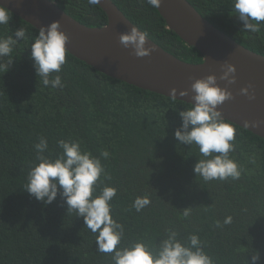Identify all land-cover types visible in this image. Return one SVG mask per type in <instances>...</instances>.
Instances as JSON below:
<instances>
[{"label":"trees","instance_id":"trees-1","mask_svg":"<svg viewBox=\"0 0 264 264\" xmlns=\"http://www.w3.org/2000/svg\"><path fill=\"white\" fill-rule=\"evenodd\" d=\"M50 1L87 27L108 23L104 11L87 0ZM111 1L166 52L189 64L203 62L145 0ZM187 1L218 30L264 56V26L258 34L241 30L232 0ZM19 28L29 39L14 47L9 71L0 72V264H111V254L97 252L96 236L82 217L67 213L59 194L45 205L24 189L41 135L49 144L45 155L52 157L61 151L59 139L79 140L98 157L109 151L110 158L101 160L112 179L104 183L118 189L111 203L113 218L125 226L124 244L158 243L164 229L173 228L183 239L198 234L216 264H247L257 250V264H264V139L233 124L235 150L229 155L242 175L236 181L205 182L193 170L198 148L181 145L174 136L182 124L179 112L189 104L111 79L68 52L59 73L66 87L45 88L31 58L38 30L12 14L9 25H0V36ZM144 194L151 204L139 213L128 211ZM228 216L230 224L215 227Z\"/></svg>","mask_w":264,"mask_h":264},{"label":"clouds","instance_id":"clouds-1","mask_svg":"<svg viewBox=\"0 0 264 264\" xmlns=\"http://www.w3.org/2000/svg\"><path fill=\"white\" fill-rule=\"evenodd\" d=\"M154 8H159L161 0H145ZM91 6H96L100 0H87ZM232 10L242 23V29L250 33H260L264 26V0H232ZM12 11L0 4V25H9ZM148 33L133 26L130 31L119 36V42L124 48L132 50L136 57L151 54L152 48L146 47ZM29 34L24 28H19L14 35L0 36V72L6 73L12 65L14 47L22 40L27 41ZM67 35L60 30L59 21H53L46 27H40L38 34L30 45L33 67L39 82L45 88L63 89L66 83L61 73L66 63ZM9 59L5 62L4 58ZM219 79L228 85L236 82V68L232 64L222 66ZM217 76L212 74L205 78L196 79L191 84L195 93L189 107L180 111L181 127L174 136L181 145L198 148L200 158L194 165L196 177L205 182L239 180L242 169L237 161L230 157L235 150L233 143L236 136L234 125L226 120L218 106L232 97L227 87H220ZM251 87V86H249ZM249 87L240 89V94L254 99V93H249ZM187 96L188 91L179 93ZM177 99L176 89L169 96ZM249 124L245 121V126ZM255 126V125H254ZM35 162L30 166L24 189L37 201L45 205L53 203L57 195L67 205V213H75L82 217L84 227L96 236V250L99 253L111 254V264H216L206 251L207 242L196 233L189 234L186 239L180 238L178 231L165 228L160 234L158 243L145 239L134 240L124 244L125 226L114 219L112 201L117 196L118 189L104 183L111 181L101 158L108 160L110 153L103 150L100 156H95L90 150L82 149L81 141L59 139L56 147L61 151L55 156L45 155L50 152L46 137L41 135L34 144ZM151 204L147 194L137 196L128 211L134 209L137 213ZM190 207L185 208L183 216L189 217ZM232 217L228 216L223 223L215 222L216 228L230 224ZM260 259L259 251L251 254L247 264H257Z\"/></svg>","mask_w":264,"mask_h":264},{"label":"water","instance_id":"water-1","mask_svg":"<svg viewBox=\"0 0 264 264\" xmlns=\"http://www.w3.org/2000/svg\"><path fill=\"white\" fill-rule=\"evenodd\" d=\"M0 4L36 30L59 21L60 30L68 37L66 48L71 56L111 79L146 92L171 99V90L176 89L177 101L194 103L191 84L196 79L216 75L218 85L227 87L233 97L219 105L218 110L232 124L264 139V56L244 48L218 30L187 0H161L156 9L168 30L200 52L201 64L179 60L148 37L146 47L153 49L151 54L142 58L133 55L131 49L120 44L119 36L135 25L111 0H100L98 4L108 20L101 28L79 23L50 0H0ZM225 64L236 68L234 84L228 85L219 79ZM244 87H249L254 99L240 94ZM184 90L188 95L181 97L179 93ZM245 121L249 122L247 126Z\"/></svg>","mask_w":264,"mask_h":264}]
</instances>
